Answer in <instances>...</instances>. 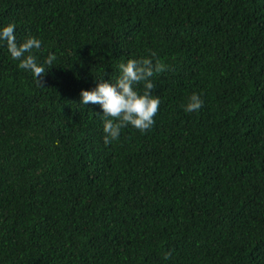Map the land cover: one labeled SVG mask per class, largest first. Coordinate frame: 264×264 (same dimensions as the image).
Instances as JSON below:
<instances>
[{"label": "trees", "instance_id": "16d2710c", "mask_svg": "<svg viewBox=\"0 0 264 264\" xmlns=\"http://www.w3.org/2000/svg\"><path fill=\"white\" fill-rule=\"evenodd\" d=\"M9 21L56 59L37 84L0 45V264H264V0H0ZM152 51V125L105 144L79 90Z\"/></svg>", "mask_w": 264, "mask_h": 264}, {"label": "clouds", "instance_id": "9594fccd", "mask_svg": "<svg viewBox=\"0 0 264 264\" xmlns=\"http://www.w3.org/2000/svg\"><path fill=\"white\" fill-rule=\"evenodd\" d=\"M15 24L11 21L0 24V45H4L9 56L17 60V66L31 73L37 84H41L43 74L49 66L55 65V52H48L38 59L34 50L41 47L38 36L27 35L18 42L15 34ZM166 65L152 51L150 55L130 56L119 64V75L113 79H97L94 87L79 90V103L98 104L102 110L103 142L108 144L118 138L121 128L126 124L143 131L153 123V116L160 103V97L153 91L154 83L151 77L165 69ZM142 82V88L137 85ZM203 104L201 95L192 92L183 105L185 112L198 110ZM165 257L168 251L163 253Z\"/></svg>", "mask_w": 264, "mask_h": 264}]
</instances>
